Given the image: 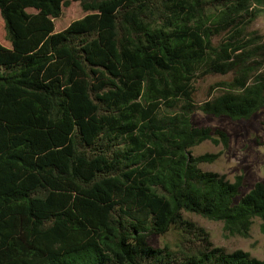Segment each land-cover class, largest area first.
Wrapping results in <instances>:
<instances>
[{
	"label": "trees",
	"instance_id": "1",
	"mask_svg": "<svg viewBox=\"0 0 264 264\" xmlns=\"http://www.w3.org/2000/svg\"><path fill=\"white\" fill-rule=\"evenodd\" d=\"M72 1L91 13L55 32ZM0 14V264H264L183 216L264 234V183L237 201L242 177L192 154L229 145L195 112L264 109V44L246 38L264 0H0ZM217 74L234 76L197 104V79ZM172 231L178 248L149 244Z\"/></svg>",
	"mask_w": 264,
	"mask_h": 264
},
{
	"label": "rangeland",
	"instance_id": "2",
	"mask_svg": "<svg viewBox=\"0 0 264 264\" xmlns=\"http://www.w3.org/2000/svg\"><path fill=\"white\" fill-rule=\"evenodd\" d=\"M32 12V10H30ZM91 12H84L79 2H71L64 7L62 16L55 20V32L65 30L71 23L84 18ZM4 21L0 14V42L9 45L6 40ZM228 38L224 34L216 38V43ZM247 39L255 38L259 44H264V14L250 24L246 34ZM233 74L208 75L196 81L197 104H201L220 91L214 90L216 83L229 81ZM194 126L209 127L214 132L221 131L228 135L229 145L225 147L222 142L215 143L211 140L202 143L192 149L195 157L212 155L217 156L213 162L202 163L200 169L223 176L234 183L237 177H242L243 185L240 188V197L246 195L256 183H264V109L249 120L235 121L228 117H214L201 111L192 115ZM185 219L192 221L198 227L205 230L212 247L221 248L227 253L236 250L248 252L257 259H264V234L261 231V221L256 220L251 231L246 236L234 235L226 231L222 221L208 220L200 215L183 212ZM182 237L172 231L164 236L153 235L149 238V244L154 248H163L170 245L173 249L181 245ZM202 243H184L183 248L200 247Z\"/></svg>",
	"mask_w": 264,
	"mask_h": 264
}]
</instances>
